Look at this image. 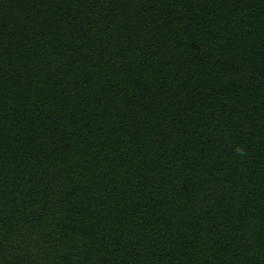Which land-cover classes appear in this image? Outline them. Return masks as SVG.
Returning <instances> with one entry per match:
<instances>
[{"label": "trees", "instance_id": "16d2710c", "mask_svg": "<svg viewBox=\"0 0 264 264\" xmlns=\"http://www.w3.org/2000/svg\"><path fill=\"white\" fill-rule=\"evenodd\" d=\"M0 264H264V0H0Z\"/></svg>", "mask_w": 264, "mask_h": 264}]
</instances>
